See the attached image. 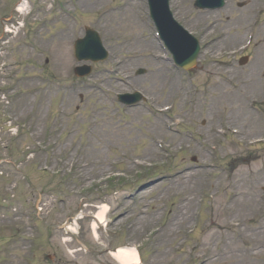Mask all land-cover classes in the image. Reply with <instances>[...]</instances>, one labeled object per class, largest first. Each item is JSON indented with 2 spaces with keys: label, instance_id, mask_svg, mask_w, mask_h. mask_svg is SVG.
Listing matches in <instances>:
<instances>
[{
  "label": "rangeland",
  "instance_id": "obj_1",
  "mask_svg": "<svg viewBox=\"0 0 264 264\" xmlns=\"http://www.w3.org/2000/svg\"><path fill=\"white\" fill-rule=\"evenodd\" d=\"M27 1L32 13L25 17V27L0 44V64L6 60L12 65L0 69L1 75H12L4 85L0 82L12 97L10 103L0 101V204L5 207L0 208V260L28 264L25 237H14L11 225L27 222L35 197L43 209L34 231L37 264H114L104 255L107 245H128L131 240L143 244V264H264V145L252 140L264 136V0H227L219 13H199L193 0H170L176 20L201 45L197 66L188 75L153 58L161 54L143 14V0H61L60 13L53 7L57 17L50 21V30L37 38L32 31L45 13ZM46 1L48 8L53 0ZM16 2L0 0V14L3 9L12 12ZM83 26L99 30L111 53L97 69V79L105 78V85L92 89L97 84L91 80L66 90L59 83L44 86L34 101L30 95L16 98L14 91L20 87H42L44 75L55 83L65 78L71 85L72 44ZM219 29L225 34L220 36ZM52 34L53 40H42ZM27 42L43 54L29 51ZM244 49L251 62L239 67ZM123 58L125 64L115 73L105 71ZM137 68L146 69V75L135 77ZM27 70L25 75L37 77L25 80V86L14 84L13 74ZM130 90L147 96V105L126 111L114 104L115 93ZM167 106L172 110L161 115ZM5 114L14 118L11 123ZM227 115L231 128L244 135L233 136L232 129H225L221 118ZM219 118L226 133L217 137ZM16 123L24 129L6 150ZM155 138L159 150L152 148ZM29 152L24 165L5 160ZM130 159L147 163L136 171L139 166ZM232 193L240 196L232 199ZM102 203L113 220L108 228L100 227L95 240L90 215ZM78 212L83 218L68 240L61 227L63 215ZM232 220L242 224L230 228ZM119 233L126 240L114 238ZM78 244L85 247L82 252Z\"/></svg>",
  "mask_w": 264,
  "mask_h": 264
},
{
  "label": "bare ground",
  "instance_id": "obj_2",
  "mask_svg": "<svg viewBox=\"0 0 264 264\" xmlns=\"http://www.w3.org/2000/svg\"><path fill=\"white\" fill-rule=\"evenodd\" d=\"M21 11H23L22 5ZM99 211L95 215V219L98 220L99 223H103L107 211V207L103 206L101 208H98ZM184 210L183 206L181 207V212H178V214H175V216L181 215L182 211ZM96 226L97 223H92V230H93V235L95 238L98 237V234L96 232ZM113 258L119 263V264H139L140 258L138 254L131 248H120L117 251L112 253Z\"/></svg>",
  "mask_w": 264,
  "mask_h": 264
},
{
  "label": "water",
  "instance_id": "obj_3",
  "mask_svg": "<svg viewBox=\"0 0 264 264\" xmlns=\"http://www.w3.org/2000/svg\"><path fill=\"white\" fill-rule=\"evenodd\" d=\"M164 39H165V37H164Z\"/></svg>",
  "mask_w": 264,
  "mask_h": 264
}]
</instances>
